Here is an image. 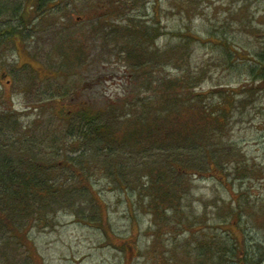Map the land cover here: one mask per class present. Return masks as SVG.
Returning <instances> with one entry per match:
<instances>
[{"label":"rangeland","instance_id":"obj_1","mask_svg":"<svg viewBox=\"0 0 264 264\" xmlns=\"http://www.w3.org/2000/svg\"><path fill=\"white\" fill-rule=\"evenodd\" d=\"M13 1L19 5L20 0ZM23 1L21 13L28 6ZM116 1L44 0L38 10L34 3L17 49L0 47V76L6 72L13 80L8 88L0 78V116L7 117L0 141L37 154L54 172L60 190L46 206L39 201L43 208L35 217L16 223L11 232L0 229V264H166L169 245L187 244L202 236L201 229L223 241L233 233L264 254V82L254 83L244 70L219 65L214 45L191 42L192 66L205 63L207 71L202 90L230 87L240 95L236 101L246 96L245 87L255 92L228 119L222 143L211 148L212 162L187 177L176 221L158 226L150 211L156 202L145 195L154 181L149 169L164 164L166 153H131L103 137L107 114L114 112L108 106L122 108L126 98L133 103L139 98L134 91L139 78L98 36L112 25L105 13ZM131 1L138 8L132 13L149 20L156 15L162 34L156 45L166 51L164 62L169 47L180 40L176 34L188 30L205 39L208 30L225 29L248 59L258 60L264 51V0ZM8 17L0 14V32L19 28ZM181 69L188 71L185 64ZM76 105L87 106V119L95 125L87 143L68 134L70 121L65 120L82 109ZM99 112L107 116L99 117ZM235 163L252 166L257 174L235 173ZM246 200L251 208L240 211V220L229 213L238 204L243 208Z\"/></svg>","mask_w":264,"mask_h":264},{"label":"trees","instance_id":"obj_2","mask_svg":"<svg viewBox=\"0 0 264 264\" xmlns=\"http://www.w3.org/2000/svg\"><path fill=\"white\" fill-rule=\"evenodd\" d=\"M25 1L28 6L22 13L20 12L22 0L19 1V5L13 0L0 2V10L10 14L8 19L17 20L19 26L18 29L8 26L0 32V47L10 45L11 48L17 49V42L21 43L19 38L21 28L26 26L34 3L37 4L38 10L44 2ZM132 2L131 0L114 2L112 8L105 13L111 16L109 23L112 25L100 30L98 36L101 35L100 38L112 48L116 56L127 62L130 73L136 79L139 78L137 82H140V85H136L134 90L139 98H136L134 103L126 98L122 108L113 104L108 106L114 112L107 114L109 117L103 129V137L105 135L104 138H110L109 142L114 147H124L131 153L150 150L166 153L164 164L162 161L150 167L149 170L154 172L152 178L154 181L145 195L150 201L156 202L153 208L149 205V209L151 208L150 211L153 212L154 222L161 227L169 225L173 219L176 221L180 214L178 203L189 186L187 177L197 176L209 162H212L214 154L211 148L222 143L228 119L239 106L244 107L245 102L255 92V89L245 87L246 96L236 101L240 95L237 90L230 87L218 88L216 91L202 90L201 85L207 80V71L205 63H200L199 67L192 66L191 42L214 45L219 65H224L233 72L244 70L252 76L251 80L254 83L264 82V51L257 54L258 60L248 59L242 49H238L230 42L225 29L208 30L205 39L188 30L176 34L180 40L169 47L171 49L168 50L164 62L163 55L166 51L160 52L156 45L162 35L156 15L149 20L144 18L145 15L132 13L138 9L135 6L136 2ZM126 9L131 11L124 15ZM169 54L173 55L172 59H169L171 58ZM181 64L186 65L187 72L181 69ZM148 92L151 93L150 96H147ZM126 97L129 98V94ZM86 107L74 112L72 116L74 118L65 122L70 121L68 134L78 135L87 143L88 131L94 129L95 125L93 126L94 122L88 121ZM103 115L105 116L104 112L98 113L99 117ZM5 120L6 116H0V127ZM1 131L0 128V133ZM3 137L4 133H1V141ZM1 141L0 229L11 232L16 229L14 226L16 223L28 221L35 217L37 212H41L43 207L39 205V201L46 206L60 190L56 184L54 185V172L50 171V167L46 166L43 159L37 158L39 157L37 154L26 149L10 147ZM52 142L57 144L59 140L54 138ZM222 158L221 156L219 164L215 163L217 171L223 164ZM233 170L235 173L240 171L242 176L257 174L254 167L242 163H235ZM248 208H251V205L246 200L243 208L238 204V209L236 211L231 209L229 213L232 216L236 215L240 220L242 217L240 211ZM258 215L261 216L259 212ZM196 222L201 224L198 220ZM190 223L193 225L195 222ZM201 231L202 236L190 239L187 244L169 242L172 246L169 245L165 263L264 264L263 252L248 248L244 238L229 233L227 241H223L222 238H213L204 229L199 232ZM156 240L160 242L161 237Z\"/></svg>","mask_w":264,"mask_h":264},{"label":"flooded vegetation","instance_id":"obj_3","mask_svg":"<svg viewBox=\"0 0 264 264\" xmlns=\"http://www.w3.org/2000/svg\"><path fill=\"white\" fill-rule=\"evenodd\" d=\"M0 78H4V80H5V85H6L8 88L12 85L13 80H12V78H11L6 72H2ZM74 102L76 103V97H75V96H74ZM75 107H76V108H78V107H79V108H80V107L84 108L85 106H84V105H76Z\"/></svg>","mask_w":264,"mask_h":264},{"label":"bare ground","instance_id":"obj_4","mask_svg":"<svg viewBox=\"0 0 264 264\" xmlns=\"http://www.w3.org/2000/svg\"><path fill=\"white\" fill-rule=\"evenodd\" d=\"M3 12L0 10V14H2Z\"/></svg>","mask_w":264,"mask_h":264}]
</instances>
